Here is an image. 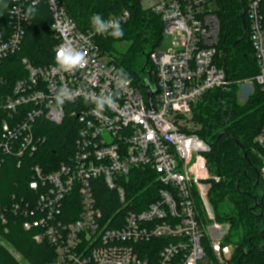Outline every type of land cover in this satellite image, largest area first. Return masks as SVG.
I'll use <instances>...</instances> for the list:
<instances>
[{"label":"built area","instance_id":"obj_1","mask_svg":"<svg viewBox=\"0 0 264 264\" xmlns=\"http://www.w3.org/2000/svg\"><path fill=\"white\" fill-rule=\"evenodd\" d=\"M6 1L11 26L0 28V63L24 40L30 24L25 6L42 2L51 13L55 50L69 42L87 61L64 73L56 70L55 59L46 66L24 60L26 77L15 83L12 94L0 97V171L6 156L21 159L38 151L45 141L36 135L39 120L61 125L70 117L78 122L69 160L51 173L33 166L34 202L23 199L10 208L24 217L26 231H38L35 241L55 247L53 264H229L235 251L225 242L229 226L217 222L208 199L207 181L219 178L208 170L211 145L196 132L193 115V105L202 96L232 84L221 64L222 23L218 7H211L215 0H142L144 8L161 17L164 34L176 39L169 51L151 54L154 77L149 72L141 75L156 83L158 92L151 102L147 89L133 78L120 88L121 69L98 44L106 34L79 28L63 0ZM246 12L258 73L241 82L245 99L255 85L264 91L261 0H251ZM108 19L122 25L130 11ZM62 85L72 90V99L63 97L59 106L55 96ZM118 92L115 108L93 111L98 96L115 98ZM256 143L264 177V125ZM136 171H144L151 181L144 209L142 195L129 184ZM98 181L119 203L108 219L99 204ZM0 219L7 222L1 206Z\"/></svg>","mask_w":264,"mask_h":264},{"label":"trees","instance_id":"obj_2","mask_svg":"<svg viewBox=\"0 0 264 264\" xmlns=\"http://www.w3.org/2000/svg\"><path fill=\"white\" fill-rule=\"evenodd\" d=\"M217 1L224 52L221 64L232 84L224 91L216 89L206 93L193 105L194 120L199 127L196 132L211 145V151L206 155L208 170L219 180L207 181L210 185L208 199L217 222L229 226L225 242L235 247L229 264H264V177L261 175V151L256 143V137L264 125V91L255 85L254 92L245 102L239 99L241 82L258 73L249 40L246 12L251 0ZM63 2L69 15L82 30L92 28L90 18L93 14H100L107 19L123 10L130 11L131 18L121 25L124 36L114 40L106 34L98 38V44L102 53L108 52L116 65L140 86L143 79L141 75L149 66L150 56L157 51L164 35L161 17L144 9L142 0ZM29 6H25V11ZM33 7L36 11L28 18L30 24L26 27L20 48L0 63V97L12 94L15 83L26 77L24 60L34 66H46L54 62L58 40L52 27L49 7L44 2ZM10 8L9 2L0 0V28L3 30L11 26L8 14ZM261 10L264 24V0H261ZM125 41L130 42L126 52L121 57L114 55L116 44ZM149 71L154 77L153 69ZM36 135L45 139L38 151L21 159L6 156L0 171V206L7 218L5 223L0 219V237L23 257V261L17 260L9 247L0 243V264H24V261L30 264H53L57 260L55 247L48 241H35L34 236L38 231H26L23 227L24 217L10 208L23 199L34 202L36 193L30 188L33 166L39 165L45 172L51 173L69 160L74 152L78 122L76 118L70 117L61 125L39 120ZM100 183L99 204L105 219H108L116 214L119 203ZM150 183L144 171H136L130 177L129 184L143 197L141 209L150 202L147 197ZM154 189L156 192V186ZM68 209H71V205H68ZM72 221L74 218L65 219L67 223Z\"/></svg>","mask_w":264,"mask_h":264},{"label":"clouds","instance_id":"obj_3","mask_svg":"<svg viewBox=\"0 0 264 264\" xmlns=\"http://www.w3.org/2000/svg\"><path fill=\"white\" fill-rule=\"evenodd\" d=\"M35 8L29 6L25 13V19L30 18L35 13ZM91 26L96 34L111 36L114 40H119L124 36V30L118 20L108 19L105 20L100 14H93L90 18ZM55 65L58 72L70 73L85 65L86 56L85 53L71 43L65 42L60 44L55 50ZM119 75L122 77L120 81L121 89L125 88L130 83V77L123 69L120 70ZM91 95V94H89ZM67 97L72 99V90L66 85L60 87L59 93L55 96V103L62 106L61 99ZM87 101V98H85ZM119 99V92L113 98L112 95L98 96L94 104L93 111L96 113H102L106 109L115 108L117 100Z\"/></svg>","mask_w":264,"mask_h":264},{"label":"rangeland","instance_id":"obj_4","mask_svg":"<svg viewBox=\"0 0 264 264\" xmlns=\"http://www.w3.org/2000/svg\"><path fill=\"white\" fill-rule=\"evenodd\" d=\"M211 7H212V9H216L218 7V1L215 0V2L212 3ZM144 9H146V8H144ZM146 10H148V9H146ZM130 18H131V13H130ZM175 40L176 39H175V37L173 35L164 34L163 38L161 40V43H160V45L157 48V51L160 52V53L169 51L173 47V43H174ZM129 46H130V42L129 41H125V42L116 44V46H115V52L116 53L114 55H120V57H121V54L126 52V50L129 48ZM105 53L107 55H109L108 52L105 51ZM151 68L153 69L152 74L154 75L155 65L152 62H150V64L147 67V69L145 71H143V72L144 73L145 72H150L149 69H151ZM239 99H240V101L242 103L246 101L245 94H244V92L241 89H240V92H239ZM0 243L3 244L6 247H9V250L13 253V255L16 257L17 260L23 261L22 255L18 251H16L12 246H10L9 243L3 241L1 239V237H0ZM24 264H30V263L27 262V261L26 262L24 261Z\"/></svg>","mask_w":264,"mask_h":264},{"label":"water","instance_id":"obj_5","mask_svg":"<svg viewBox=\"0 0 264 264\" xmlns=\"http://www.w3.org/2000/svg\"><path fill=\"white\" fill-rule=\"evenodd\" d=\"M140 82H141V85L147 89L148 99H149V102H151L153 95L158 92L156 83L152 79L150 80L142 79Z\"/></svg>","mask_w":264,"mask_h":264}]
</instances>
